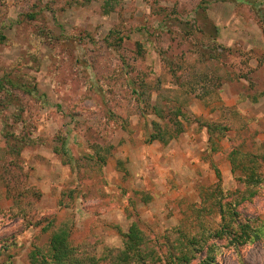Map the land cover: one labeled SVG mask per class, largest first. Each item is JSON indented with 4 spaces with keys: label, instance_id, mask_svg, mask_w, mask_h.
Listing matches in <instances>:
<instances>
[{
    "label": "rangeland",
    "instance_id": "rangeland-1",
    "mask_svg": "<svg viewBox=\"0 0 264 264\" xmlns=\"http://www.w3.org/2000/svg\"><path fill=\"white\" fill-rule=\"evenodd\" d=\"M224 87L239 97L234 106L223 102ZM183 93L182 113L192 119L213 121L220 106L236 108L248 122L243 150L258 148L264 0H0V264H29L49 232L27 220L49 216L70 223L72 246L98 264H114L133 222L147 255L130 264L179 255L178 233L197 230L194 211L217 184L214 169L228 192L239 175L222 151L208 157L207 131L195 122H183L166 145L147 142L152 123L165 122L152 113L155 102L175 106ZM14 144L18 156L6 148ZM235 195L222 203L240 201ZM17 197L27 219L12 207ZM237 214L233 228L248 223L257 234L240 246L230 244L218 214L203 218L209 233H222L212 264H264V182Z\"/></svg>",
    "mask_w": 264,
    "mask_h": 264
},
{
    "label": "trees",
    "instance_id": "trees-1",
    "mask_svg": "<svg viewBox=\"0 0 264 264\" xmlns=\"http://www.w3.org/2000/svg\"><path fill=\"white\" fill-rule=\"evenodd\" d=\"M109 1V0H107ZM186 93L181 94V98H178L177 104L175 106H170L169 101L165 105L161 104V100H157L152 107V113L161 121H165L163 125H160L156 122L152 123V133L148 136L147 142L159 141L160 143L166 145L170 141L176 139L183 131L184 125L183 122L191 123L195 122L198 124L199 128H205L207 131V142H206V151L208 157L212 154L222 151L223 156L229 162L231 166V173L236 176L238 184L233 190L225 191L222 189L220 184V174L217 169H214L217 184L214 188L210 187L206 189L205 192H202L204 196V204L201 205L199 210H195L197 213V220L199 219V224L197 223L196 231L192 228H185V231H180L178 233V244L182 245L183 250L179 252V255L167 254L165 260L166 264H195V254L206 249L205 253L206 258L199 261L197 264H212L215 260V257H211L210 254L213 252V248L216 247V243L222 237L220 230H215L212 233H209L204 227L205 217L213 218L214 214L220 216L222 225L221 229H225L228 232V236H231L230 244L236 243L239 246L246 243L248 240L254 239L257 237L255 231L252 232L251 226L247 224L237 225L238 228L235 230L233 225L238 214H237V205L243 200L248 194L251 193V190L256 189L259 185L264 182V141L260 143L258 148L254 152H246L243 150V140L241 134L247 129L248 122L240 114V112L234 107H219V118L213 121L204 120L201 118H191L185 113H182V107L186 103ZM164 99V98H163ZM256 97H253V101ZM166 100V99H164ZM184 100V101H183ZM163 110L167 111L168 117L163 116ZM222 140H226L228 143V148L221 150L219 143ZM10 154L18 156L21 150V147L16 144L10 146L7 145ZM98 148V147H97ZM2 150V149H1ZM0 150V151H1ZM4 155V152H2ZM95 159L98 162H101V158L98 156L96 151ZM103 163V162H101ZM237 185L243 186L244 191L234 192L237 188ZM210 189V190H209ZM233 191V192H232ZM231 192V193H230ZM236 194L232 198H241L240 201L232 200L230 203H222V199L225 198L228 194ZM247 194V195H246ZM245 195V196H244ZM18 197L14 200L13 208L19 209V215L26 218L24 213V208L22 202H18ZM25 206L29 207L28 202ZM203 220V221H202ZM28 226L41 227L43 233L49 232V239L46 245L42 248H34L29 254V264H98L99 259L93 253L87 251L81 252V248H75L72 246L70 241V223L63 222L60 224L55 223L53 216L45 217L38 221L33 222V220H27ZM191 222H186V227L190 226ZM189 229L196 232L194 237L186 239L190 236L188 233ZM194 229V230H193ZM188 230V231H187ZM251 236L253 238H251ZM124 250L120 253V256L111 255V259L114 261V264H130L133 258H139V256L144 257L143 254L145 250H142L146 246L145 236L143 231L138 227L137 223H131L127 232L124 234ZM175 239V238H174ZM213 241V242H212ZM216 241V242H215ZM86 242V241H84ZM210 242V243H209ZM169 251L174 252L172 247H168ZM108 250L107 252H110ZM142 254H139V253ZM149 255V254H148ZM115 260L118 262L115 263Z\"/></svg>",
    "mask_w": 264,
    "mask_h": 264
},
{
    "label": "crops",
    "instance_id": "crops-1",
    "mask_svg": "<svg viewBox=\"0 0 264 264\" xmlns=\"http://www.w3.org/2000/svg\"><path fill=\"white\" fill-rule=\"evenodd\" d=\"M227 87H224V95H223V102L227 105V106H234L236 103V101L239 99V97L238 96H236V97H234V98H230L229 97V94H228V91H227ZM229 98V99H228ZM261 104H264V99H262V100H260V101H258V102H256L255 103V105H261ZM242 115V114H241ZM202 131H204V130H202ZM202 133H204L205 135H206V132L204 131V132H202ZM223 141H225V140H222V141H220V145L222 144V142ZM205 149H206V143H205ZM204 149V150H205Z\"/></svg>",
    "mask_w": 264,
    "mask_h": 264
}]
</instances>
